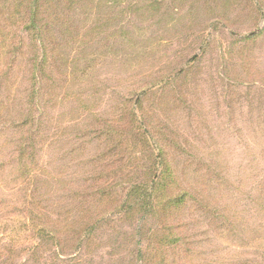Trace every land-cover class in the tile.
I'll list each match as a JSON object with an SVG mask.
<instances>
[{
    "label": "rangeland",
    "instance_id": "obj_1",
    "mask_svg": "<svg viewBox=\"0 0 264 264\" xmlns=\"http://www.w3.org/2000/svg\"><path fill=\"white\" fill-rule=\"evenodd\" d=\"M149 1L55 7L34 105L14 71L0 264H155L169 226L168 264H264V0ZM30 113L35 158L18 180L13 127ZM161 153L185 195L171 215L131 191Z\"/></svg>",
    "mask_w": 264,
    "mask_h": 264
},
{
    "label": "trees",
    "instance_id": "obj_2",
    "mask_svg": "<svg viewBox=\"0 0 264 264\" xmlns=\"http://www.w3.org/2000/svg\"><path fill=\"white\" fill-rule=\"evenodd\" d=\"M77 0H0V113L3 112L5 102L2 94L6 95L9 92L10 83H13L15 78L14 71L23 64L27 68V77L24 78L25 83L29 87L28 94L31 103H35L36 93L39 90L40 76L46 77L49 60L44 55L43 50L47 43H51L52 31L51 12L55 7H64L69 3H74ZM254 0H248L249 3ZM162 2V0H161ZM160 3V0H150L149 7L155 8ZM256 35H250V38H255ZM249 38V39H250ZM43 53L42 56H40ZM4 90V91H3ZM27 91V90H26ZM35 113H30L24 116L13 128L19 130L20 144L16 146L17 162L14 167L18 180L22 176L27 177V166L30 162H34V142L25 139V130L29 131V135L34 134L35 129ZM13 129V130H14ZM148 134V131H145ZM34 137V136H33ZM17 141V140H16ZM12 144L11 138L8 140ZM162 154V153H161ZM164 154L158 156L157 163L154 162L150 170L151 178L148 186L132 187L131 191L135 193L137 200L143 199L144 206H153L155 202H160L159 206L163 213L167 215L174 214L178 208L183 207L184 196H175L172 188L179 189V182L175 179V172L167 164ZM137 186V185H136ZM146 200V202H145ZM140 203H138L139 205ZM127 208V207H126ZM173 227L163 228L166 232L162 237L154 242L149 247V250L154 249V254L149 256V259H156L155 264H168L165 257V250L174 243V247L179 243V240L173 239ZM177 228V227H175ZM168 229V230H167ZM173 247V248H174ZM143 259H146L143 256Z\"/></svg>",
    "mask_w": 264,
    "mask_h": 264
}]
</instances>
